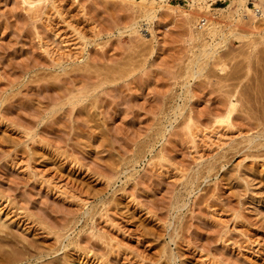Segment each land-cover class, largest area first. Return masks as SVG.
Returning <instances> with one entry per match:
<instances>
[{"label": "rangeland", "instance_id": "obj_1", "mask_svg": "<svg viewBox=\"0 0 264 264\" xmlns=\"http://www.w3.org/2000/svg\"><path fill=\"white\" fill-rule=\"evenodd\" d=\"M205 1L0 0L9 258L264 264V18Z\"/></svg>", "mask_w": 264, "mask_h": 264}, {"label": "bare ground", "instance_id": "obj_2", "mask_svg": "<svg viewBox=\"0 0 264 264\" xmlns=\"http://www.w3.org/2000/svg\"><path fill=\"white\" fill-rule=\"evenodd\" d=\"M27 4H30V8L32 9L33 8V4L32 3H34V2H36V1H41V0H24ZM128 1V0H127ZM129 1H131V2H133V3H136V4H138V5H140L141 7H142V10H143V16H145L146 18H148V19H153L155 16H157V13H158V11L160 10V9H164V8H170L172 5H171V3H170V0H129ZM246 1L247 0H232L231 1V3L232 2H236L237 4V6H238V8H240V7H244L245 6V4H246ZM196 2H199V4L201 5V6H204L205 8H209V6L208 5H206V1L204 0V4H203V2L201 1V0H192V5L194 6V4L196 3ZM233 4V3H232ZM174 6V5H173ZM236 6V7H237ZM255 9H252V17L251 18H253V23L255 22V21H260V19L262 18V20H263V18H264V0H258V1H256L255 2ZM229 7V6H228ZM230 7H231V4H230ZM181 7H180V5H177L176 7H175V10H181L180 9ZM174 9V8H173ZM250 10V9H249ZM144 17V18H145ZM263 22V21H262ZM253 26V25H252ZM206 53V52H205ZM209 53H210V51H209ZM81 91H83V89L81 90ZM81 91H79L80 93H82V95L81 96H83V92H81ZM78 93V92H77ZM79 93V94H80ZM85 95V94H84ZM87 95V94H86ZM231 95V94H230ZM235 95V94H234ZM78 96V95H77ZM80 95L78 96L79 98L81 97ZM75 97V96H74ZM74 97H71V99L72 98H74ZM77 97V98H78ZM83 97H85V96H83ZM231 97V96H230ZM229 97V98H230ZM76 98V97H75ZM76 98V99H77ZM229 98H228V105L226 106V109L219 115L218 114V116L216 115V117L217 118H215V120H216V123H230L229 124V126L230 125H232L231 124V122L233 121L231 118H232V114L235 112V110H236V107H237V102L235 101H233V100H229ZM239 98V97H238ZM69 99H70V97H69ZM237 99V98H236ZM78 100V99H77ZM70 101V100H69ZM74 101V100H73ZM73 101H72V103H73ZM252 110V109H251ZM232 120V121H231ZM191 120H188V123L186 124V126L188 125V128H190V125H191V122H190ZM231 121V122H230ZM190 122V123H189ZM226 126H228L227 124H226ZM192 128V127H191ZM193 138H194V136H193ZM196 138V137H195ZM193 140H195V139H193ZM194 142V141H193ZM1 229V228H0ZM7 229V228H6ZM0 231H3V230H0ZM13 233V232H12ZM5 234V233H4ZM57 236V235H56ZM4 240V239H3ZM15 240V239H14ZM9 241H11V240H9ZM5 242H7V241H5ZM5 242H3L4 243V246L5 245H9V244H7V243H5ZM1 245V244H0ZM29 245H30V243H29ZM32 245V244H31ZM36 245V244H35ZM1 246H3V245H1ZM1 246H0V252H4L3 250H2V248H1ZM9 248V247H8ZM33 248V247H32ZM5 249V248H4ZM13 250V249H12ZM31 251V250H30ZM6 252V251H5ZM7 253H10V251H8V252H6V254ZM6 254H1L0 253V264H20L21 263V260H20V263H18V260L19 259H12L11 258V256H10V258H9V256H8V254L6 255ZM3 255H5V256H8V257H5V256H3ZM25 255V254H24ZM21 256L22 255H20V258H21ZM24 257V256H23ZM23 257H22V259H23ZM26 261V260H25ZM27 262H28V259H27ZM29 263V262H28ZM22 264H24V262L22 261ZM26 264V263H25Z\"/></svg>", "mask_w": 264, "mask_h": 264}, {"label": "built area", "instance_id": "obj_3", "mask_svg": "<svg viewBox=\"0 0 264 264\" xmlns=\"http://www.w3.org/2000/svg\"><path fill=\"white\" fill-rule=\"evenodd\" d=\"M203 21H204V20H203ZM203 21H202V22H203Z\"/></svg>", "mask_w": 264, "mask_h": 264}]
</instances>
